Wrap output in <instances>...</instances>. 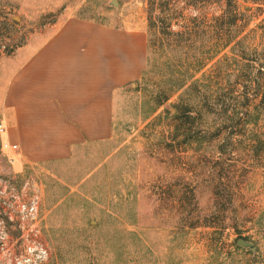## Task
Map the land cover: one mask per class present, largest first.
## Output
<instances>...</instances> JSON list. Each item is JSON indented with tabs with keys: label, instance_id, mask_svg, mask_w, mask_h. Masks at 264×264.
I'll return each instance as SVG.
<instances>
[{
	"label": "rangeland",
	"instance_id": "rangeland-1",
	"mask_svg": "<svg viewBox=\"0 0 264 264\" xmlns=\"http://www.w3.org/2000/svg\"><path fill=\"white\" fill-rule=\"evenodd\" d=\"M110 1L0 0L3 131V84L16 60L4 63L20 46L67 16L148 31L141 76L115 93L111 139L25 167L2 151L0 132V264H264V0H199L197 9L172 0L170 31L198 19L186 50L168 30H148L146 0ZM224 19L236 32L227 45ZM14 192L38 194L36 237L8 219Z\"/></svg>",
	"mask_w": 264,
	"mask_h": 264
},
{
	"label": "crops",
	"instance_id": "crops-1",
	"mask_svg": "<svg viewBox=\"0 0 264 264\" xmlns=\"http://www.w3.org/2000/svg\"><path fill=\"white\" fill-rule=\"evenodd\" d=\"M15 56L1 111L2 138L18 148L7 153L18 166L63 161L113 137L114 96L141 76L147 31L67 16Z\"/></svg>",
	"mask_w": 264,
	"mask_h": 264
},
{
	"label": "trees",
	"instance_id": "trees-1",
	"mask_svg": "<svg viewBox=\"0 0 264 264\" xmlns=\"http://www.w3.org/2000/svg\"><path fill=\"white\" fill-rule=\"evenodd\" d=\"M184 3V6H191L197 9V4L199 0H181ZM248 2H258V0H245ZM231 0H228V3H230ZM172 0H146V17H147V26L149 31H156L158 30H168L169 36L179 37L182 38L181 40H177V42L174 44L175 46L178 45L180 48H183L184 50L188 49L187 47L188 42L194 41L196 37H198V31H197V16L193 17H185V23L183 24V31H176L172 32L170 31V27L173 22V16H172ZM232 24H235V19H231ZM226 23L225 19L223 20L222 24L219 26V33L218 38L220 41H223L225 45H227L232 38L236 37V32H232L230 29L225 28ZM148 32V31H147ZM203 35V34H202ZM147 47H148V35H147ZM206 59H213V55H209L206 57ZM205 59V60H206ZM204 61H197L194 64V69H200L204 65ZM186 78H192V77H186ZM185 85V79L182 81H178L175 83V85L170 89L169 92L164 93L162 95H158L159 101L158 104H164L174 93H176L178 90H180ZM264 87V86H263ZM263 105H264V99H263ZM176 112L172 114L171 116L175 119L180 116V112L178 111L177 105H173ZM168 113L169 110L166 109ZM211 224V223H209ZM196 224L191 223L190 227H196ZM208 226V225H207Z\"/></svg>",
	"mask_w": 264,
	"mask_h": 264
},
{
	"label": "built area",
	"instance_id": "built-area-1",
	"mask_svg": "<svg viewBox=\"0 0 264 264\" xmlns=\"http://www.w3.org/2000/svg\"><path fill=\"white\" fill-rule=\"evenodd\" d=\"M2 131L3 128L0 124V132ZM17 148H18L17 145L13 143L2 142L1 144V149L2 151L5 152H13ZM9 160L13 163L14 162L13 156H9ZM12 200L15 203L16 213L10 212L8 214V219L13 221V219L15 218L18 230L20 231L21 235H27L28 233H31L36 237L38 232L36 228V224L38 220V213H37L38 202H39L38 194L34 192L32 195H30L29 199L23 200L22 198H20L19 194L14 192V194L12 195ZM2 234L3 236H5L7 234L6 230L2 231ZM33 241L35 242L36 240ZM32 247L40 251L43 255H46V249L41 243L37 242Z\"/></svg>",
	"mask_w": 264,
	"mask_h": 264
},
{
	"label": "water",
	"instance_id": "water-1",
	"mask_svg": "<svg viewBox=\"0 0 264 264\" xmlns=\"http://www.w3.org/2000/svg\"><path fill=\"white\" fill-rule=\"evenodd\" d=\"M109 4H110V5H116V4H117V1H116V0H111V1L109 2ZM166 108H167L171 113L175 112V109L172 108V107L169 106V105H166ZM237 244H238V245H241V246H244V247L252 248V249L254 250L253 243L247 241V240L244 239V238H239V239L237 240Z\"/></svg>",
	"mask_w": 264,
	"mask_h": 264
}]
</instances>
